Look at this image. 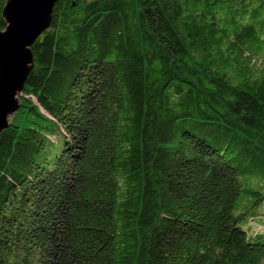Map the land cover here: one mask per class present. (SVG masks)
I'll use <instances>...</instances> for the list:
<instances>
[{"label": "trees", "instance_id": "trees-1", "mask_svg": "<svg viewBox=\"0 0 264 264\" xmlns=\"http://www.w3.org/2000/svg\"><path fill=\"white\" fill-rule=\"evenodd\" d=\"M29 50L0 264H264V0H56Z\"/></svg>", "mask_w": 264, "mask_h": 264}, {"label": "water", "instance_id": "water-1", "mask_svg": "<svg viewBox=\"0 0 264 264\" xmlns=\"http://www.w3.org/2000/svg\"><path fill=\"white\" fill-rule=\"evenodd\" d=\"M56 0H6L0 32V132L18 109V98L32 68L30 45L50 22Z\"/></svg>", "mask_w": 264, "mask_h": 264}, {"label": "rangeland", "instance_id": "rangeland-1", "mask_svg": "<svg viewBox=\"0 0 264 264\" xmlns=\"http://www.w3.org/2000/svg\"><path fill=\"white\" fill-rule=\"evenodd\" d=\"M50 140L51 141H53L54 140V138H50ZM243 177H245V176H243ZM244 179V178H243ZM244 182H245V179H244ZM262 221H264V220H262ZM253 226H252V228H253V230H252V232H256L259 228L258 227H256V226H254V224H252ZM258 225H262V224H258ZM240 227L244 230V231H246V228H247V226L246 225H240ZM255 227V228H254ZM261 228H263V227H261Z\"/></svg>", "mask_w": 264, "mask_h": 264}]
</instances>
